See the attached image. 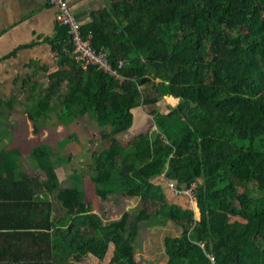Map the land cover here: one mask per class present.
Here are the masks:
<instances>
[{"label": "trees", "instance_id": "1", "mask_svg": "<svg viewBox=\"0 0 264 264\" xmlns=\"http://www.w3.org/2000/svg\"><path fill=\"white\" fill-rule=\"evenodd\" d=\"M81 34L115 68L123 62L119 78L77 62L59 26L50 43L67 61L46 85L27 75L23 90L44 114L56 100L64 126L92 117L110 143L92 154L94 180L138 204L97 227L63 188L47 143L31 148L30 170L19 152L0 147V240L9 236L16 264H79L77 256L104 263L111 245L105 264H142V228L170 225L179 235L165 237L166 264H213L209 256L264 264V0H112ZM169 97L175 105L161 108ZM19 101L0 98V119ZM140 107L152 124L126 148L118 136L134 127ZM168 182L178 190L194 183L199 216L174 202ZM54 237L78 244L56 246Z\"/></svg>", "mask_w": 264, "mask_h": 264}, {"label": "rangeland", "instance_id": "2", "mask_svg": "<svg viewBox=\"0 0 264 264\" xmlns=\"http://www.w3.org/2000/svg\"><path fill=\"white\" fill-rule=\"evenodd\" d=\"M23 77H20L19 80L21 81ZM44 88L45 86H43ZM14 96L20 98V101L16 102L14 110L11 112L7 109L4 110L5 116L0 119V123L4 127L1 129L0 136H6L2 140L5 151L19 152L24 166L30 170L32 166H35L34 159H30L31 148L41 143H47L46 145L50 147V159L54 164L59 165L57 174L63 188L75 192L82 205L80 212L83 211L92 216L97 227H103L109 221L120 219L124 210L137 206L138 199L133 198L130 193L116 190L112 186V182L97 183L94 180V175L91 173V165L94 162L92 154L108 148L110 143L109 140L101 139V132L97 129L92 117H84L68 127L64 126L59 120L62 107L56 100L53 101L51 109L44 114L39 107L29 101L27 93L23 91L20 84L11 82L0 86V98L6 100ZM165 103L174 105L176 101L166 100L162 102L161 108L165 107ZM135 114L134 127L129 132L118 136L126 148L138 133L146 131L152 124V115L149 109L140 107L136 109ZM154 129L155 127L152 131ZM4 130H7L8 133ZM35 130H39V132L36 134ZM64 138L67 140L63 141L66 144H60ZM164 180L162 182L168 188L167 182ZM167 190L169 194L173 193L171 190ZM179 197L186 199L187 205L181 203L182 205H192L189 197L184 195ZM192 206L199 216L197 204ZM170 232L179 235L173 229V225L165 229L144 226L136 242L137 259L142 264H166L164 241ZM68 243L73 246L77 245L78 241L68 240ZM113 250L114 246L111 245L104 263L93 256H77L75 261L79 264H105L111 259Z\"/></svg>", "mask_w": 264, "mask_h": 264}, {"label": "crops", "instance_id": "3", "mask_svg": "<svg viewBox=\"0 0 264 264\" xmlns=\"http://www.w3.org/2000/svg\"><path fill=\"white\" fill-rule=\"evenodd\" d=\"M68 3L82 27L91 23L93 12L110 9L112 0H68ZM58 29L56 8L50 0H0V86L12 82L23 88L22 81L27 75H35L46 85L49 75L67 61L66 54L59 53L50 43ZM169 99L174 98L166 100ZM0 147L3 148L2 141ZM170 195L177 204L187 203L179 197L183 195ZM68 240L72 239L54 237L53 244L69 246ZM9 244V236L6 242L0 240V264H16V255L9 251Z\"/></svg>", "mask_w": 264, "mask_h": 264}, {"label": "built area", "instance_id": "4", "mask_svg": "<svg viewBox=\"0 0 264 264\" xmlns=\"http://www.w3.org/2000/svg\"><path fill=\"white\" fill-rule=\"evenodd\" d=\"M50 3L56 8V21L59 26L66 27L70 36V42L72 43V56L77 62H81L82 66L93 65L98 69L112 74L116 78L120 77L119 69L123 66V62H120L118 68H115L109 60L110 54L107 51L97 52L94 50L89 41L85 40L81 34V25L70 10L68 0H50ZM168 185L174 193L177 195H184L189 197L192 205L196 202L192 196V189L194 183L191 184L189 189L178 190L175 188L174 183L168 182ZM211 262L215 264V258L209 256Z\"/></svg>", "mask_w": 264, "mask_h": 264}, {"label": "clouds", "instance_id": "5", "mask_svg": "<svg viewBox=\"0 0 264 264\" xmlns=\"http://www.w3.org/2000/svg\"><path fill=\"white\" fill-rule=\"evenodd\" d=\"M197 204V203H196ZM193 207V206H192ZM198 208V207H197Z\"/></svg>", "mask_w": 264, "mask_h": 264}]
</instances>
